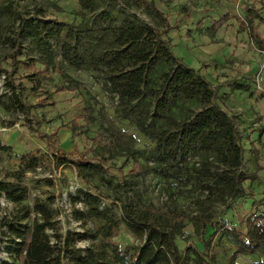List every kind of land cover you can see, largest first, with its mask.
Masks as SVG:
<instances>
[{
  "label": "rangeland",
  "instance_id": "1",
  "mask_svg": "<svg viewBox=\"0 0 264 264\" xmlns=\"http://www.w3.org/2000/svg\"><path fill=\"white\" fill-rule=\"evenodd\" d=\"M153 1L172 26L165 36L171 40V52L210 83L217 103L235 121L240 133L244 150L242 169L259 176L258 181L244 184V189L252 192V199L240 198L230 206L215 207L223 227L215 237L209 239L213 234L210 226L203 230L187 219L183 236L176 239L181 253L191 247L209 264H230L233 254L240 249L234 238L237 229L245 232L244 221L249 218L264 223V52L250 41L247 33L238 31L235 20L228 21L212 38L204 32L212 19L224 14L244 19L250 10L256 30L264 39V21L257 19L261 16L264 20V0ZM116 3L118 6L108 5L106 10L119 18L117 11L121 5ZM36 8L43 9L47 20L66 25L64 30L69 26L85 30L93 18L81 13L77 0H0V181L11 183L23 196L21 204L15 206L0 194V264L21 263L17 259L20 248L10 243L14 237L3 223L15 214L19 218L28 212V218L18 223L28 230L33 221L42 222L35 206H42L50 214L51 229L45 234L50 244L57 243L56 248L62 251L67 243L69 249L80 253L93 247L107 249L112 243L121 251L133 253L139 242L120 222V206L130 195L124 197L116 185L128 175L132 161L144 164L149 159L154 144L133 123L118 115L117 97L109 92L100 72L77 70L66 64L58 66L59 72H43L28 42L22 44L21 53L16 55L11 48L17 26L14 17ZM127 12L162 30L161 24L140 10ZM200 21L203 25L199 30ZM85 42L93 50L104 48L94 39ZM5 80L19 88L27 114L14 107ZM236 84L248 85L250 89L234 90L232 86ZM53 132L57 133L53 138L57 143L54 152L67 153L71 158L83 156L94 164L100 162L107 173L77 172L68 163L54 168L46 140L39 137ZM253 149L258 151L257 157ZM35 151L41 158L39 166L20 180L11 177L19 170L20 158ZM138 190L140 202L158 209L190 217L204 210L196 203V198L201 197L197 191L177 190L151 174L141 179ZM85 194L97 201L86 199ZM95 210L101 214L100 219L93 216ZM106 215L119 223L110 239L99 235L105 224L102 216ZM235 263L264 264L263 245L253 252L245 250L235 258Z\"/></svg>",
  "mask_w": 264,
  "mask_h": 264
},
{
  "label": "trees",
  "instance_id": "2",
  "mask_svg": "<svg viewBox=\"0 0 264 264\" xmlns=\"http://www.w3.org/2000/svg\"><path fill=\"white\" fill-rule=\"evenodd\" d=\"M116 2L122 7L117 11L121 14L119 18L106 10L108 5L118 6ZM77 4L83 15L93 16L91 26L85 30L69 26L64 30L66 25L47 20L43 9L36 8L14 17L17 26L11 48L16 55L20 54L22 44L28 42L43 72H59L58 66L63 64L77 70L100 72L109 92L117 97L118 115L133 123L154 144L149 159L144 164L132 161L128 175L116 185L124 197L130 195L120 206V222L131 231L139 245L133 253L121 251L112 243L107 249L93 247L80 253L69 249L67 243L62 251L56 248L57 243L51 245L45 234L51 229L50 214L42 206H35L42 222L33 221L28 230L18 224L28 218V212L19 218L15 214L9 222L3 223L14 237L10 243L20 248L17 259L20 264H209L194 248L188 247L181 253L176 239L183 236L184 222L190 219L203 230L210 226L213 229L211 240L223 230L215 207L230 206L240 198L252 199V192L245 190L244 184L258 181L259 176L242 169L244 150L235 121L217 103L210 83L171 52V40L165 36L172 26L153 0H77ZM133 9L156 20L162 30L130 16L127 11ZM250 13L248 10L244 19L230 14L212 19L204 33L212 38L228 21L235 20L238 31L247 33L250 41L264 52V39L258 34ZM257 19L264 21L261 16ZM202 25L203 21L198 22L197 28L200 30ZM86 39H94L97 45L104 44V48L93 50ZM4 86L11 92L14 107L27 114L28 108L22 104L19 88L8 80L4 81ZM232 88L250 89L243 84ZM88 112L90 115L91 111ZM56 136V132L39 136L46 140L54 168L68 163L77 172L107 173L100 162L94 164L83 156L71 158L67 153L54 152L57 143L53 138ZM37 154L38 151L23 155L19 170L11 177L20 180L26 172L34 171L41 162ZM253 155L257 157L258 151L253 149ZM147 174L177 190L197 191L201 197L196 198V203L204 210L190 217L140 202L138 187ZM0 194L15 206L22 202V194L11 183L0 181ZM85 197L97 201L90 194ZM96 211L92 215L100 219L101 214ZM102 217L105 224L99 235L110 239L113 231L119 228L118 220L108 215ZM238 221L243 222L239 218ZM244 223L245 232L237 229L234 234L240 249L233 254L230 264H236L235 258L245 250L253 252L259 246L264 247V223L259 224L254 218ZM257 237L262 240L259 242ZM8 250L11 252V248Z\"/></svg>",
  "mask_w": 264,
  "mask_h": 264
}]
</instances>
